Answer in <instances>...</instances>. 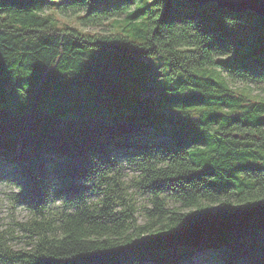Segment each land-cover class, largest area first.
<instances>
[{"label": "trees", "instance_id": "trees-1", "mask_svg": "<svg viewBox=\"0 0 264 264\" xmlns=\"http://www.w3.org/2000/svg\"><path fill=\"white\" fill-rule=\"evenodd\" d=\"M69 12L80 28L57 17ZM105 18L109 32L88 30ZM232 27L258 35L264 17L189 0H0V180L34 238L15 250L0 232V264H264V99L234 86L264 83V49L241 53ZM127 166L152 196L143 226L114 211Z\"/></svg>", "mask_w": 264, "mask_h": 264}, {"label": "rangeland", "instance_id": "rangeland-1", "mask_svg": "<svg viewBox=\"0 0 264 264\" xmlns=\"http://www.w3.org/2000/svg\"><path fill=\"white\" fill-rule=\"evenodd\" d=\"M198 11L208 16V11L203 8H198ZM62 21L70 22L71 25L77 26L78 24L74 21V16H71V12L66 17H59ZM124 15L120 16L123 19ZM111 20L109 18L103 19V23L100 26H91L88 30H97L99 32H109L111 28ZM234 31L233 36L243 45L240 48L241 53H252L255 50L264 49V31L258 35L248 36L239 31L236 28H231ZM237 88H250L253 95L259 96L264 99V83H242L236 82L234 84ZM124 176L122 177L123 190L121 197H114L115 202L114 211H126L127 214H132L128 219L135 222L136 226L146 225L151 219V210L153 209L152 196L150 193L143 192L139 187L135 185V181L139 173L133 170L131 167H125L123 169ZM18 188L14 183L9 182L7 179L0 180V232H4V236L8 238V243L15 250L21 248H29L31 242L34 240L30 237L29 232H24L18 225L17 222H25L32 218L33 214L31 210L24 203H19L17 198ZM161 197L166 199V208L171 210L181 209V202L171 195L170 192L161 194ZM103 198L102 193L93 194L90 198L95 203L96 207H101V199ZM49 208L52 212H58L62 209L60 201H55L50 204ZM145 235H143L144 237ZM198 264V263H195Z\"/></svg>", "mask_w": 264, "mask_h": 264}, {"label": "water", "instance_id": "water-1", "mask_svg": "<svg viewBox=\"0 0 264 264\" xmlns=\"http://www.w3.org/2000/svg\"><path fill=\"white\" fill-rule=\"evenodd\" d=\"M199 5L215 4L219 9L235 12H253L264 17V0H189Z\"/></svg>", "mask_w": 264, "mask_h": 264}]
</instances>
